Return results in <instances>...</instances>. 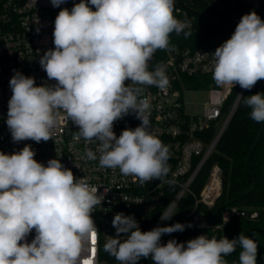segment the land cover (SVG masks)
<instances>
[{
    "label": "clouds",
    "instance_id": "obj_1",
    "mask_svg": "<svg viewBox=\"0 0 264 264\" xmlns=\"http://www.w3.org/2000/svg\"><path fill=\"white\" fill-rule=\"evenodd\" d=\"M67 0H50L60 7ZM93 7L95 10H93ZM192 23L175 15V0H80L62 8L54 20L53 44L39 64L48 80L37 85L33 76L13 70L9 81L6 125L14 143L52 139L63 113L78 128L85 148L82 158L98 161L102 169H119L141 185L165 181L170 172V148L151 130L146 87L170 86L166 66L152 64L158 50L173 51L171 34L192 35ZM37 28V32H39ZM212 57V79L219 86L251 90L264 80V19L244 14L231 37ZM249 117L264 123V93L238 94ZM129 114L137 127L114 132L115 122ZM31 145L19 151H0V264H92L90 246L99 230L92 213L104 196L87 177L77 178L59 158L46 165L34 159ZM175 201L160 220L176 214ZM114 236H106L103 250L117 264H257L258 244L240 233L228 239L201 234L185 242L162 236L183 232L191 222H176L142 231L132 215L116 213ZM203 226V225H201ZM35 231L29 242V235Z\"/></svg>",
    "mask_w": 264,
    "mask_h": 264
},
{
    "label": "built area",
    "instance_id": "obj_2",
    "mask_svg": "<svg viewBox=\"0 0 264 264\" xmlns=\"http://www.w3.org/2000/svg\"><path fill=\"white\" fill-rule=\"evenodd\" d=\"M79 2L67 0L60 7H53L50 0H0V151L10 154L26 144L31 145L36 153L34 159L38 162L46 165L49 159L59 158L66 168L73 171L75 177L85 176L91 185L98 188V194L104 196V201L92 213L99 230L98 239L89 250L92 264L105 262L103 245L106 236L115 235L112 220L116 213L134 216L142 231L176 222H191L193 227L200 229L219 228L238 215L256 219L258 210L229 206L223 211L221 223L212 221L208 211L214 207L223 189L222 168L218 163L212 164L207 176L201 181L199 192L196 191L199 177L216 150L239 101L237 93L231 109L224 115L225 104L238 84L234 87H219L213 82L207 89H191L209 91L210 98L204 105L203 113L192 114L185 109L183 92L189 90L188 85L199 82V77L212 75L211 54L218 46L172 44L173 51L158 50L154 55L152 64L163 63L166 66L170 86L163 91L154 86L146 87L143 95L151 105V130L170 148V172L165 181L171 183L153 180L141 185L133 177L122 175L119 169H102L98 161L82 158L85 148L95 150V144L86 145L82 139H77L78 128L63 113L58 117V126L52 139L47 142L12 141L5 121L12 95L9 81L13 70L35 77L37 85L45 81L55 83L48 80L39 60L46 50L54 48V20L58 12L62 8L71 9L74 3ZM237 3V0H175V15L179 19L187 17L192 23V30L207 22L205 17L199 21V16L208 15L206 7L214 5L221 14L230 15ZM242 3L250 8H259L264 5V0H242ZM194 78H198L197 82L193 81ZM243 92L241 88L239 95ZM214 123H219V128L210 137L209 130ZM140 124L135 114H129L115 122L114 132L119 136L126 127L134 129ZM188 194L194 198L193 206L181 212L178 219L179 205ZM170 201H175L177 213L171 220L161 221V212ZM34 236L33 230L28 241ZM169 239L184 242L183 238L174 236Z\"/></svg>",
    "mask_w": 264,
    "mask_h": 264
},
{
    "label": "trees",
    "instance_id": "obj_3",
    "mask_svg": "<svg viewBox=\"0 0 264 264\" xmlns=\"http://www.w3.org/2000/svg\"><path fill=\"white\" fill-rule=\"evenodd\" d=\"M231 9V14H221L214 5L206 7L208 15L199 16L207 19V22L197 29H192V35L187 39L183 34L177 36L171 34V44L188 45L191 47L200 46H220L224 41L229 39L234 32L240 18L244 14L255 11L261 19H264V5L259 8H250L242 0ZM198 78H194L197 82ZM199 82L188 85L189 89H207L214 82L212 75L202 76ZM241 87L235 89L233 94L227 100L224 107L226 115L233 101L239 94ZM264 93V80L257 84L249 91L244 90L243 97L256 93ZM250 109L239 98L237 107L222 133L216 150L206 163L203 172L196 184V191L199 192L201 181L205 179L212 164L218 163L222 168L223 189L217 199L214 207L209 209V216L214 223L222 222L223 211L229 206H238L240 209L258 210L259 216L256 219H250L241 215L232 217L222 227L200 229L197 227L187 228L183 232H176L171 235H165L162 243L167 241L170 236L177 239L183 238L184 242L195 238L201 234L217 238L226 236L228 239L238 237L240 233L253 238L258 244L257 264H264V123H256L249 117ZM219 128V123H214L209 130V136L212 137ZM262 131V133H261ZM260 140L254 149V144L258 137ZM251 153L250 159L249 154ZM194 198L190 194L186 195L179 210L181 212L190 209L193 206ZM239 249L232 255L226 257L228 264L238 261ZM105 262L103 264H117V261L109 256L103 250ZM139 264H152L149 259H142Z\"/></svg>",
    "mask_w": 264,
    "mask_h": 264
},
{
    "label": "rangeland",
    "instance_id": "obj_4",
    "mask_svg": "<svg viewBox=\"0 0 264 264\" xmlns=\"http://www.w3.org/2000/svg\"><path fill=\"white\" fill-rule=\"evenodd\" d=\"M184 105L186 111L192 114L203 113L205 103L210 98L208 90H185L183 92Z\"/></svg>",
    "mask_w": 264,
    "mask_h": 264
},
{
    "label": "water",
    "instance_id": "obj_5",
    "mask_svg": "<svg viewBox=\"0 0 264 264\" xmlns=\"http://www.w3.org/2000/svg\"><path fill=\"white\" fill-rule=\"evenodd\" d=\"M263 127H264V124H263ZM261 133H262V131H261ZM259 140H260V136L258 137V139L256 140V142H255V144H254V147H253L254 149L256 148V146H257ZM250 156H251V153L249 154V158H248V160L250 159Z\"/></svg>",
    "mask_w": 264,
    "mask_h": 264
}]
</instances>
